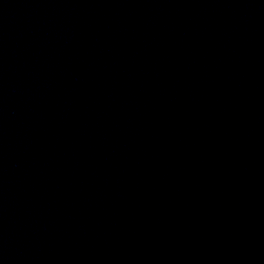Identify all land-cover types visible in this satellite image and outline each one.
<instances>
[{
	"label": "water",
	"instance_id": "95a60500",
	"mask_svg": "<svg viewBox=\"0 0 264 264\" xmlns=\"http://www.w3.org/2000/svg\"><path fill=\"white\" fill-rule=\"evenodd\" d=\"M0 264H264V0H0Z\"/></svg>",
	"mask_w": 264,
	"mask_h": 264
}]
</instances>
